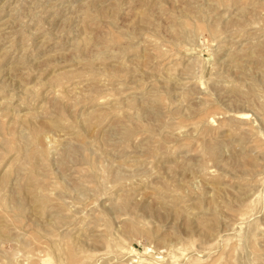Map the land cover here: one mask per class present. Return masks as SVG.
<instances>
[{"label": "rangeland", "instance_id": "rangeland-1", "mask_svg": "<svg viewBox=\"0 0 264 264\" xmlns=\"http://www.w3.org/2000/svg\"><path fill=\"white\" fill-rule=\"evenodd\" d=\"M0 264H264V0H0Z\"/></svg>", "mask_w": 264, "mask_h": 264}]
</instances>
